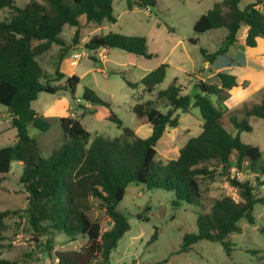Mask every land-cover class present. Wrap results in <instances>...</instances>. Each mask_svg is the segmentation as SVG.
I'll list each match as a JSON object with an SVG mask.
<instances>
[{"label": "trees", "instance_id": "1", "mask_svg": "<svg viewBox=\"0 0 264 264\" xmlns=\"http://www.w3.org/2000/svg\"><path fill=\"white\" fill-rule=\"evenodd\" d=\"M113 1L31 0L26 6L18 7L15 0H0V10L11 14L9 18L0 20V105L7 108L12 127L16 129L15 143L0 149V189L13 165L20 166L18 182L29 194L28 220L37 232L36 237L52 238L62 234L70 241L85 240L80 250L54 252L52 258L56 264H93L98 260L105 264L109 261L120 239L130 231L127 218L117 210L129 185L171 191L175 207L194 204L203 208L200 177L210 173L207 170L209 164H215L227 176H230L232 168L241 173L245 163L250 171H264V167L258 164L262 158L261 149L244 143L240 137L242 131H252L248 122L250 118L264 119V99L259 104L245 107L242 112L230 114L229 123L236 132L226 130V112L210 98L216 96L218 102H224L228 91L237 86L236 77L224 72L216 74L219 83L196 78L197 92L193 97L182 95V88L175 79L167 89L159 91L154 100L136 104L133 113L151 125V134L146 138L138 137L132 129L123 127L122 121L110 109L108 118L122 131L119 137H93L83 128L78 117H62L59 121L64 144L47 157L41 155L37 141L28 134V128L47 132L50 125L47 118L32 107V103L40 93L54 95L60 88L42 83V79L47 77L37 58L57 45L61 47V61L71 48L62 32L66 26L74 27L72 42L76 43L83 28L82 17L87 23L107 21L115 24ZM262 2L254 0L243 8L240 0L216 2L195 22L193 30L197 34L227 30L218 50L209 53L201 48L205 62L212 64L225 55L236 42L242 25L248 27V47L254 48L259 38L264 39ZM127 4L129 9H150L157 5V1L127 0ZM191 43L196 45L197 40L192 38ZM86 47L89 50L117 48L152 58L146 39L140 36L109 32L93 36ZM167 68V64H161L141 78L140 84L148 93L152 94L164 81ZM55 75L56 81L65 78L59 65ZM79 83L80 78L73 75L66 79L64 86L74 93ZM126 83L131 88L138 87L137 83ZM83 99L92 105L111 106L89 89H84ZM158 104H163L167 111L159 109ZM190 107L200 111L203 119L201 132L185 143L176 159L160 165L157 161L158 142L167 128L179 127L175 113L178 110L186 112ZM240 117L242 119L239 120ZM231 183L237 189L239 199L223 197L216 200L211 210L197 219V231L183 237L181 252L190 251L194 244L206 240L220 242L230 256L232 247L226 239L239 231L237 223L246 219L250 225L255 224L254 208L264 204V195L259 196L248 180L234 178ZM94 200H98L106 212L107 227L89 214ZM15 213L10 210L0 212V241L7 221ZM157 239L156 231L149 243ZM164 263L166 261L154 264ZM0 264L16 263L3 259L0 251Z\"/></svg>", "mask_w": 264, "mask_h": 264}, {"label": "rangeland", "instance_id": "2", "mask_svg": "<svg viewBox=\"0 0 264 264\" xmlns=\"http://www.w3.org/2000/svg\"><path fill=\"white\" fill-rule=\"evenodd\" d=\"M30 1L15 0L18 7H24ZM156 1L157 5L148 11L145 7L129 9L127 0H114L112 6L113 15L117 19L115 24L107 21L101 24H87L82 17L81 23L87 25L76 43L72 42L70 31L72 28L62 32V36L69 40L71 45L65 55L66 61L59 60L55 47L43 54L54 56L52 59L48 55L37 58L47 77L46 80L42 79V83L60 88L54 95L40 93L32 103V107L40 115L45 116L50 125L47 132H40L33 127L28 128V134L37 141L42 156H49L64 144V134L59 121L62 117H78L83 128L93 137L113 139L119 137L122 131L108 118L111 109L122 121L123 127L132 129L138 137H148L151 134V125L137 118L133 113L134 106L154 100L157 93L167 89L175 79L182 88L192 86L191 80L195 82L196 78L206 71L207 62L202 57L201 48L209 53L219 49L221 38L227 35V30L219 29L197 34L193 26L214 3L221 0ZM10 16L9 11L0 10V20ZM109 32L144 37L152 58L148 59L117 48L89 50L86 47L93 36ZM192 38L197 40L196 45L191 43ZM76 52L85 55L73 65L72 56ZM101 54H106V58L101 60ZM161 64L168 65L165 79L150 94L140 84V80L147 72ZM57 65L60 72L65 75L60 81H56ZM73 75L80 78L74 93L64 86L66 79ZM126 81L137 83L138 87L131 88ZM208 81L212 83L216 79L209 78ZM84 89L93 91L111 106H96L85 101ZM259 94L264 98V90ZM212 99H216V96H212ZM215 102L217 104V101ZM157 107L164 112L167 111L163 104H158ZM175 115L179 118V127L167 128L157 145V161L160 165L176 159L185 143L202 130L203 119L198 108L190 107L186 112L178 110ZM229 117L230 114L225 113L224 124L226 130L232 132L234 128L229 123ZM248 122L252 131H242L241 140L261 149L262 158L258 164L264 167V119L250 118ZM15 141L16 129L12 127L10 113L7 108L0 105V149L11 147ZM247 168L248 165L245 163L244 170L239 173L238 178L250 181L256 189L255 192L263 196L264 171L256 169L254 172ZM207 170L210 173L200 177L203 208L194 204L175 207L172 204L174 193L171 191L129 185L117 210L127 218L130 231L120 239L117 248L112 251L109 261L105 264H154L164 261H166L164 264H264V204L256 205L254 208V225H250L246 219H241L237 223L239 231L227 237L226 241L232 247L230 256L220 242L206 240L194 244L190 251L181 252L183 237L197 231V219L202 213L209 212L216 200L223 197L239 199L238 191L231 183V176H227L228 174L222 172L215 164H209ZM233 172L235 169H231L229 175ZM20 173L21 167L14 164L0 189V212L5 210L16 212L12 219L7 221V228L0 241L1 257L16 264H56L52 258L54 252L80 250L85 240L70 241L62 234H56L52 238L36 237L37 232L28 220L29 194L18 182ZM89 214L103 227L108 226L106 212L99 206L98 200L93 201V208ZM156 231L158 239L150 244L149 241ZM93 264L104 263L98 260Z\"/></svg>", "mask_w": 264, "mask_h": 264}, {"label": "crops", "instance_id": "3", "mask_svg": "<svg viewBox=\"0 0 264 264\" xmlns=\"http://www.w3.org/2000/svg\"><path fill=\"white\" fill-rule=\"evenodd\" d=\"M247 1L248 2H243L240 0V6L243 8L246 5L254 2V0ZM263 4L264 0L261 5L262 11ZM81 24L83 26V28H81L82 32L88 23L86 25L83 23ZM67 28H72L70 31L73 37L76 29L70 26H66L65 29ZM247 31L248 27L246 25H242L237 34L236 42L229 47L228 52L225 55L220 56L219 59L217 58L214 63L206 64V71L201 74L200 77H198L206 82H209V78H215L216 81L212 83H219V80L216 76V74L219 72L228 73L236 77L237 86L228 91V98L224 102H218L217 97L216 99H212V96H210L213 103L228 114L241 112L245 107H251L253 105L259 104L264 99L262 98L261 94H259L262 90H264V39L259 38L257 40V46L250 48L246 45ZM225 36H223L221 40ZM54 47L56 48L59 56L61 47L53 45L50 51H52ZM47 55L48 54L42 56ZM48 56L50 59L54 57L52 55ZM64 60L66 61L65 57L62 59V61ZM191 83L192 86L189 87L182 88L181 86L182 95L190 94L193 89H196L195 82L191 80ZM215 101H217V104ZM232 132H235V130Z\"/></svg>", "mask_w": 264, "mask_h": 264}, {"label": "built area", "instance_id": "4", "mask_svg": "<svg viewBox=\"0 0 264 264\" xmlns=\"http://www.w3.org/2000/svg\"><path fill=\"white\" fill-rule=\"evenodd\" d=\"M147 10L149 11L150 9L148 8ZM103 52H104V51H103ZM84 55H85V53H80V52H76V53H74L73 56H72V61H71V63H72L73 65H76V64L82 59V57H83ZM105 55H106V54H105ZM105 55L101 54V55H100V59H101V60L105 59V58H106ZM232 169H234V168H232ZM230 171H231V170H230ZM230 176L232 177V179L236 178V179H238V180H242V179L238 178V176H239V172H237L236 169H235V172H233L232 175H230Z\"/></svg>", "mask_w": 264, "mask_h": 264}, {"label": "water", "instance_id": "5", "mask_svg": "<svg viewBox=\"0 0 264 264\" xmlns=\"http://www.w3.org/2000/svg\"><path fill=\"white\" fill-rule=\"evenodd\" d=\"M207 64H209V62H207ZM194 92H197V89H193V91L190 93V97L194 96Z\"/></svg>", "mask_w": 264, "mask_h": 264}]
</instances>
